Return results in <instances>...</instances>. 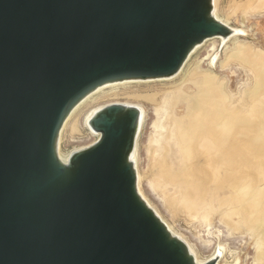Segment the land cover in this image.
<instances>
[{"label":"water","instance_id":"water-1","mask_svg":"<svg viewBox=\"0 0 264 264\" xmlns=\"http://www.w3.org/2000/svg\"><path fill=\"white\" fill-rule=\"evenodd\" d=\"M225 31L208 0H0V264H192L135 190V109L98 112L68 166L54 143L90 89L170 74Z\"/></svg>","mask_w":264,"mask_h":264},{"label":"bare ground","instance_id":"bare-ground-1","mask_svg":"<svg viewBox=\"0 0 264 264\" xmlns=\"http://www.w3.org/2000/svg\"><path fill=\"white\" fill-rule=\"evenodd\" d=\"M208 11L212 18L226 28L224 33L209 36L194 43L178 69L170 74L106 81L87 91L66 110L56 134L54 152L58 161L68 166L75 152L91 146L98 139L100 133L91 126V119L98 112L110 104H118L123 109H135L137 117L132 143L126 152V158L134 173V185L139 198L158 218L169 236L181 242L192 264H206L211 261L213 264H240L238 259L234 261L226 259V253H229L232 258L234 253L223 242H218L216 246L214 243L212 253L201 256L194 244L183 235L178 234L173 225L166 221L144 196L141 188L143 175L139 169L138 157L139 135L146 119V109L142 105L114 101L89 110L84 115L83 123L92 134L93 141L66 152H63L61 148L64 137L63 130L64 127H68L69 119L74 117L80 107L93 100L97 95L112 92L134 83L175 79L184 72L190 58L206 42L219 39L226 47L231 40L248 35L247 29L233 27L227 18L221 16L218 0H208ZM237 54L245 56L242 50H238ZM209 58L210 68L214 67L218 60L217 49ZM249 61L252 62L259 76L249 94L252 105L245 111H241L240 107L229 106L231 102L226 99L223 90L216 86L213 75L209 72L198 75L194 82L196 89L189 97H177L171 107L174 113L170 115L167 122L171 127L168 142L175 143L176 154L179 156L175 157L176 162L172 161V169L167 168L166 163L163 162V170L171 179H178L179 183L184 186L185 197L178 203L184 209L194 211L202 216H206L208 210L211 209L207 202L209 197L206 199L208 183L215 184V194L227 186L229 195L222 198L220 205L229 206L225 210L227 214L232 210V205H238L246 212L248 222L252 224V234L256 236V259L264 260V119L258 118L259 110H257L258 106L264 108V87L260 88L264 85V67L259 66L253 57H250ZM178 106L183 110L180 111ZM164 112L165 109H162L160 114L163 115ZM202 191L205 193L204 198L200 195ZM212 196L214 197V195ZM175 201L176 198L171 197L166 201V204L174 209ZM215 237L218 239V234Z\"/></svg>","mask_w":264,"mask_h":264},{"label":"rangeland","instance_id":"rangeland-1","mask_svg":"<svg viewBox=\"0 0 264 264\" xmlns=\"http://www.w3.org/2000/svg\"><path fill=\"white\" fill-rule=\"evenodd\" d=\"M218 8L231 26L247 29L248 35L231 40L226 47L219 39L206 42L190 58L184 72L173 81L134 83L97 95L78 108L74 117L69 119L68 127L63 130L61 148L66 152L93 141L92 134L83 123L84 115L89 110L114 101L142 105L146 109V119L139 135L138 157L144 196L178 234L194 244L201 256L210 255L214 243L216 246L218 242H223L234 253L233 258L226 253L227 260L238 259L240 264H264L263 259H256V236L252 234V224L248 222L246 212L238 205H232V210L227 214L225 210L229 206L220 205L222 198L229 195L227 186L215 194V184L208 183L206 199L209 197L207 202L211 209L206 216H202L184 209L178 203L185 197L184 186L163 170V162L172 169V161L176 162L175 157L179 156L175 143L168 142L171 127L167 120L174 113L171 107L177 97L186 98L194 92L198 75L205 72L213 75L216 86L223 90L226 99L231 102L229 106L240 107L241 111H245L252 105L249 94L259 75L249 60L253 57L259 66L264 67V0H218ZM216 49L218 60L210 68L209 57ZM238 50H242L245 56L237 54ZM263 87L260 86L261 89ZM162 109H165L163 115L160 114ZM178 109L183 110L180 106ZM257 110L258 118L264 119V108L258 106ZM202 192L200 195L204 198L205 193ZM171 197L176 198L174 209L166 204Z\"/></svg>","mask_w":264,"mask_h":264}]
</instances>
